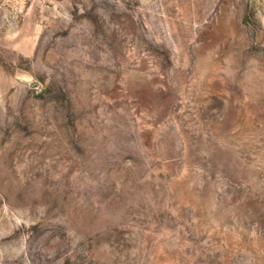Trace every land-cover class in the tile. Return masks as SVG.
<instances>
[{
    "label": "rangeland",
    "instance_id": "1",
    "mask_svg": "<svg viewBox=\"0 0 264 264\" xmlns=\"http://www.w3.org/2000/svg\"><path fill=\"white\" fill-rule=\"evenodd\" d=\"M0 264H264V0H0Z\"/></svg>",
    "mask_w": 264,
    "mask_h": 264
}]
</instances>
